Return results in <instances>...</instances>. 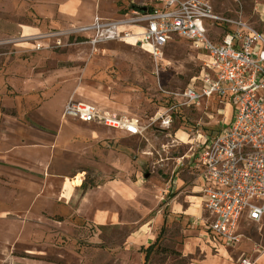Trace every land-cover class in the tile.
<instances>
[{
	"label": "rangeland",
	"instance_id": "374dc122",
	"mask_svg": "<svg viewBox=\"0 0 264 264\" xmlns=\"http://www.w3.org/2000/svg\"><path fill=\"white\" fill-rule=\"evenodd\" d=\"M66 1L0 0V264H264V217L242 218L239 241L217 249L201 225L163 206L170 192L159 196L170 177L191 179L174 159L189 140L231 116L232 106L213 95L177 106L168 128L149 124L193 84L201 55L183 39L156 61L123 40L67 36L94 16H132L146 0H75V14L59 15ZM208 1L264 36V0ZM70 99L137 118L147 133L64 118Z\"/></svg>",
	"mask_w": 264,
	"mask_h": 264
},
{
	"label": "built area",
	"instance_id": "2783aa9c",
	"mask_svg": "<svg viewBox=\"0 0 264 264\" xmlns=\"http://www.w3.org/2000/svg\"><path fill=\"white\" fill-rule=\"evenodd\" d=\"M132 14L123 19L94 16L65 34H78L92 45L123 40L139 45L156 61L167 45L183 39L201 55V71L193 84L173 93L180 101L151 117L149 124L168 128L177 106L198 105L213 95L232 106L222 129L198 132L188 151L174 158L175 168L188 169L202 199L207 241L231 247L239 241L242 218L264 217V36L217 12L208 0H146ZM62 115L130 136H145L148 128L137 118L88 101L68 100ZM254 263L241 257L238 264Z\"/></svg>",
	"mask_w": 264,
	"mask_h": 264
},
{
	"label": "crops",
	"instance_id": "0c3cea01",
	"mask_svg": "<svg viewBox=\"0 0 264 264\" xmlns=\"http://www.w3.org/2000/svg\"><path fill=\"white\" fill-rule=\"evenodd\" d=\"M78 7V1L68 0L66 2L60 3L57 6V12L59 15L68 13L75 14ZM191 176V175H190ZM193 177L189 181L176 176L175 178L170 177L165 183V187L158 188L160 198L170 192L167 201L163 206H168L171 214L177 215L186 223L190 221L193 225H201L200 235L204 237V240L210 244L211 247L219 249L218 245L214 246L213 242L207 241L204 234V212L202 209V199L197 193V189L192 185ZM140 230V229H139ZM142 230V228H141ZM184 231L187 232L185 229ZM264 259V254L260 257Z\"/></svg>",
	"mask_w": 264,
	"mask_h": 264
},
{
	"label": "bare ground",
	"instance_id": "6f19581e",
	"mask_svg": "<svg viewBox=\"0 0 264 264\" xmlns=\"http://www.w3.org/2000/svg\"><path fill=\"white\" fill-rule=\"evenodd\" d=\"M80 181H81V176L80 175H77L72 181H67L65 183V187L68 188L69 191H71V189L74 187V186H77L80 184ZM68 191V192H69Z\"/></svg>",
	"mask_w": 264,
	"mask_h": 264
},
{
	"label": "water",
	"instance_id": "95a60500",
	"mask_svg": "<svg viewBox=\"0 0 264 264\" xmlns=\"http://www.w3.org/2000/svg\"><path fill=\"white\" fill-rule=\"evenodd\" d=\"M144 10V8H142Z\"/></svg>",
	"mask_w": 264,
	"mask_h": 264
},
{
	"label": "trees",
	"instance_id": "16d2710c",
	"mask_svg": "<svg viewBox=\"0 0 264 264\" xmlns=\"http://www.w3.org/2000/svg\"><path fill=\"white\" fill-rule=\"evenodd\" d=\"M138 9H139V7H138Z\"/></svg>",
	"mask_w": 264,
	"mask_h": 264
}]
</instances>
